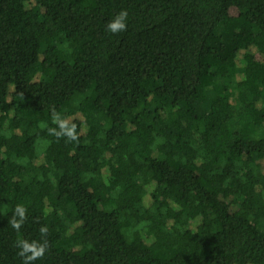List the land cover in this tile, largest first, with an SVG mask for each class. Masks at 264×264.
I'll return each instance as SVG.
<instances>
[{"label": "trees", "instance_id": "obj_1", "mask_svg": "<svg viewBox=\"0 0 264 264\" xmlns=\"http://www.w3.org/2000/svg\"><path fill=\"white\" fill-rule=\"evenodd\" d=\"M45 224L34 264H264V0H0V264Z\"/></svg>", "mask_w": 264, "mask_h": 264}, {"label": "clouds", "instance_id": "obj_2", "mask_svg": "<svg viewBox=\"0 0 264 264\" xmlns=\"http://www.w3.org/2000/svg\"><path fill=\"white\" fill-rule=\"evenodd\" d=\"M128 25V11L121 9L111 20L107 23V31L116 34L127 30ZM51 124L54 127L48 126L47 133L49 136L57 140L64 139L66 143L73 141L78 142L80 133H78V125L70 120L67 116L62 115L58 111H52ZM28 208L22 203H18L8 220V224L16 231L20 232L24 224L28 221ZM40 239L28 240L18 239L15 247L19 249L18 255L23 258V264H34V261L42 259L50 250V244L47 239L49 229L48 226L41 225L39 228Z\"/></svg>", "mask_w": 264, "mask_h": 264}, {"label": "rangeland", "instance_id": "obj_3", "mask_svg": "<svg viewBox=\"0 0 264 264\" xmlns=\"http://www.w3.org/2000/svg\"><path fill=\"white\" fill-rule=\"evenodd\" d=\"M233 14H236L237 13V10L236 9H232L231 10Z\"/></svg>", "mask_w": 264, "mask_h": 264}]
</instances>
